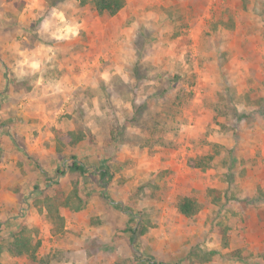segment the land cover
Instances as JSON below:
<instances>
[{
    "label": "rangeland",
    "instance_id": "1",
    "mask_svg": "<svg viewBox=\"0 0 264 264\" xmlns=\"http://www.w3.org/2000/svg\"><path fill=\"white\" fill-rule=\"evenodd\" d=\"M32 2L0 0V246L26 227L38 260L0 261L264 264V0H127L115 16L74 0L86 30L57 45L45 80L67 82L54 96L13 71L14 43L45 42ZM116 67L127 81L100 79ZM77 124L86 141L59 152L55 132ZM75 187L81 210L50 219L43 195Z\"/></svg>",
    "mask_w": 264,
    "mask_h": 264
},
{
    "label": "clouds",
    "instance_id": "2",
    "mask_svg": "<svg viewBox=\"0 0 264 264\" xmlns=\"http://www.w3.org/2000/svg\"><path fill=\"white\" fill-rule=\"evenodd\" d=\"M27 11L34 13L32 15L33 20H42L39 27V35L45 42L40 43L31 50L23 48L19 41L14 43L11 46V50L18 59L15 61L13 71L18 79L27 76L37 77L34 82L35 86L38 89H43L44 95L51 94L54 96L57 93H63L65 91L64 85L67 81L60 80L55 83L46 81L45 73L57 59V52L61 51L57 45L78 40L81 32L86 30L85 22L77 17L74 0H69L68 3L58 7H51L50 10L45 7V0H33ZM113 75H120L127 81V77L120 67L99 73L100 79L105 82L109 81ZM78 79L83 80V77ZM97 114H99L98 103Z\"/></svg>",
    "mask_w": 264,
    "mask_h": 264
},
{
    "label": "trees",
    "instance_id": "3",
    "mask_svg": "<svg viewBox=\"0 0 264 264\" xmlns=\"http://www.w3.org/2000/svg\"><path fill=\"white\" fill-rule=\"evenodd\" d=\"M94 10L99 15H110L115 16L120 11H122L126 4L127 0H91ZM81 124H77L75 130L73 131H56L55 138L57 143V150L59 152H64L69 148H75L80 145L82 142L86 141V133L80 127ZM15 142V141H14ZM15 145L19 150L21 147L18 143L15 142ZM24 151V150H23ZM28 156V155H27ZM201 159H199V162ZM199 166V165H198ZM71 172L80 173V175L84 176L88 169L85 164L81 162H74L71 167H69ZM60 174H64L65 172H61ZM97 174V172H95ZM109 170L105 169L100 171L101 179L110 180L111 176L109 175ZM102 187H105L106 184H100ZM105 198H109L108 195H104ZM75 201L79 202L77 210H81V204L83 203V199L80 196L78 191V187H75L73 193L69 196L65 195L62 191H57L54 196H46L43 195L42 204L47 211V216H49L52 220L62 221V217L59 214L60 207L69 208L72 206ZM179 212L185 217L192 218L199 212V203L190 196H185L181 198L178 204ZM131 217L134 218L133 213H131ZM125 231L130 232L133 236L142 237L144 235V230H134V229H126ZM4 245L0 246V254L3 252H7L10 256L14 258L27 257L32 261L38 260V244H34L33 237L30 234V231L26 227H21V229L10 239L4 240ZM209 259H202V262H207ZM0 264H3L0 261ZM147 264H158L157 262H152L151 259H148Z\"/></svg>",
    "mask_w": 264,
    "mask_h": 264
}]
</instances>
